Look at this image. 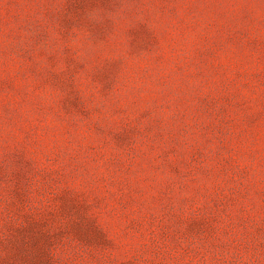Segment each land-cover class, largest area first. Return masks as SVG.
I'll list each match as a JSON object with an SVG mask.
<instances>
[{
    "label": "rangeland",
    "instance_id": "1",
    "mask_svg": "<svg viewBox=\"0 0 264 264\" xmlns=\"http://www.w3.org/2000/svg\"><path fill=\"white\" fill-rule=\"evenodd\" d=\"M0 264H264V0H0Z\"/></svg>",
    "mask_w": 264,
    "mask_h": 264
}]
</instances>
